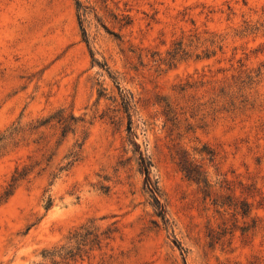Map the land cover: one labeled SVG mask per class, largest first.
Listing matches in <instances>:
<instances>
[{"label": "rangeland", "instance_id": "obj_1", "mask_svg": "<svg viewBox=\"0 0 264 264\" xmlns=\"http://www.w3.org/2000/svg\"><path fill=\"white\" fill-rule=\"evenodd\" d=\"M0 264H264V0H0Z\"/></svg>", "mask_w": 264, "mask_h": 264}, {"label": "trees", "instance_id": "obj_2", "mask_svg": "<svg viewBox=\"0 0 264 264\" xmlns=\"http://www.w3.org/2000/svg\"><path fill=\"white\" fill-rule=\"evenodd\" d=\"M77 4V6H79V4L78 3H76ZM148 165H149V163H148ZM145 170H146V173H148V166H147V163L145 164V168H144ZM18 178H15L13 181H16ZM146 183H147V185H149V188L151 189V191L153 192V193H155V191L157 190L156 189V187H155V185H153V183H151L150 181H149V179H146Z\"/></svg>", "mask_w": 264, "mask_h": 264}]
</instances>
